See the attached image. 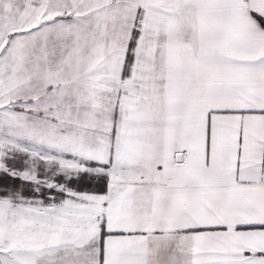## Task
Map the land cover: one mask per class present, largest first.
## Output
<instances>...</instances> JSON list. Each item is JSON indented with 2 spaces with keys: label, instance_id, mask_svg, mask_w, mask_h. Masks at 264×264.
<instances>
[{
  "label": "snow or ice",
  "instance_id": "1",
  "mask_svg": "<svg viewBox=\"0 0 264 264\" xmlns=\"http://www.w3.org/2000/svg\"><path fill=\"white\" fill-rule=\"evenodd\" d=\"M0 264H264V0H0Z\"/></svg>",
  "mask_w": 264,
  "mask_h": 264
}]
</instances>
